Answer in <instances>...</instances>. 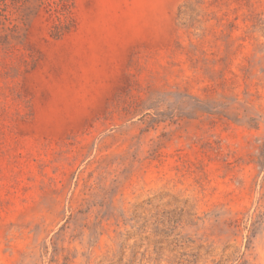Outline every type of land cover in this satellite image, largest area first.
<instances>
[{"label":"rangeland","instance_id":"374dc122","mask_svg":"<svg viewBox=\"0 0 264 264\" xmlns=\"http://www.w3.org/2000/svg\"><path fill=\"white\" fill-rule=\"evenodd\" d=\"M0 264H264V0H0Z\"/></svg>","mask_w":264,"mask_h":264}]
</instances>
